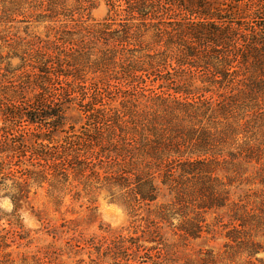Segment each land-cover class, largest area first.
Instances as JSON below:
<instances>
[{"label":"rangeland","instance_id":"rangeland-1","mask_svg":"<svg viewBox=\"0 0 264 264\" xmlns=\"http://www.w3.org/2000/svg\"><path fill=\"white\" fill-rule=\"evenodd\" d=\"M28 1L20 5L17 13L9 3L0 4V90H9L12 85L25 87L21 82L25 77L31 78L28 76L30 70L26 69V75L20 80L17 76L22 75L21 71L15 72L21 64V56L27 57L41 46H50L49 54L53 57L48 70L51 73L57 71V74L75 75L79 70L80 78H83L79 83L80 88L87 93L83 102L76 92L60 104L63 125L57 133H53V137L62 142L72 131L80 134L83 130L94 133L96 127L103 130L105 126H96L89 113L85 112V104L91 100L92 83L95 81L100 92L109 93L103 105L96 106V110L102 114L112 115L118 111L120 116L123 115L125 111L119 97L123 94L118 93L114 83L108 87L107 78L100 73L92 74L86 67L66 65L65 60L74 54V49L62 44L60 38L66 36L67 32H75L74 40L82 37L87 43L83 45L85 54H93L92 46L97 48V54L104 51L103 41L92 37L98 42L94 45L89 37L92 35L81 32V26L104 21L110 9V0H78L82 9L75 12L72 19L62 15L50 17L47 6L57 0ZM213 2L222 5L223 14H230L244 29L255 23L253 12L262 7L258 5V0ZM66 4L71 6L76 1L68 0ZM127 49L142 51L140 46L135 45ZM154 53L166 57L165 60L151 76H145V83H141L136 92H130V95L140 96L144 104L157 97L170 104L195 103L200 112H177L180 121L176 122V126H172L175 125L174 118L164 116L156 119L154 123L157 126L148 127L166 136L176 134L174 142L180 139L181 131L192 128L198 135L209 133L215 138V155L195 156L185 146H177L175 152L179 153L172 155L154 175L160 188L157 200L150 204L135 202L132 210L123 205L129 196H120L129 193L134 186L133 173L136 171L132 169H128L132 174L126 176L130 182L129 188L112 193L101 183L85 191L79 186L66 195L60 206L54 205L46 190H37L29 204L20 210L21 227H11L7 220L0 221V264H264V255H258L264 253V185L259 181L264 179V97L260 95L250 111L233 113L232 126L223 127L225 121L216 117L215 121L220 124L211 127L210 119L215 109L225 105L234 95L232 88L219 83L220 79L213 78L203 69L178 65L173 61L174 54L160 50ZM16 60L19 63H14ZM84 69L86 71L83 72ZM233 77L230 82H235ZM72 81L71 76L60 75L57 80L51 81L56 88L54 92L57 98H60L57 93ZM31 94L23 91V101H30ZM51 95L54 96L53 93ZM0 99H3L1 95ZM148 107L149 103L138 113L137 126H144L147 120L154 118L153 109ZM205 107H208L206 111ZM125 119L129 118L121 119L122 126H135ZM165 119L171 120V126L163 123ZM4 126L14 130L18 140V134H25L26 142L30 143L31 129L24 120H10L0 112V128ZM142 128H139V132ZM149 139L153 137L149 136ZM127 159L135 158L131 154ZM184 165H191L193 169L211 165L213 173L209 178L215 186L214 198L219 200V206L202 207L205 197L201 192L190 199L186 197L181 203L174 190L162 185L161 180L178 183L180 168ZM190 181L191 178L183 180L187 187L194 189ZM178 186L184 188L183 185ZM5 202L11 205L8 198H0V215L12 211V205L9 210ZM158 212L168 213V220L160 222ZM192 224L202 230L197 237L186 236L181 231ZM247 249L254 253L248 254ZM114 254H118L119 258H115Z\"/></svg>","mask_w":264,"mask_h":264},{"label":"trees","instance_id":"trees-1","mask_svg":"<svg viewBox=\"0 0 264 264\" xmlns=\"http://www.w3.org/2000/svg\"><path fill=\"white\" fill-rule=\"evenodd\" d=\"M24 1L28 0H0V4L9 3L17 13ZM67 1L57 0L49 4L46 10L50 17L62 15L72 19L75 12L82 9L78 0L71 6L66 4ZM259 4L262 7L253 12L255 23L244 29L230 14H223L222 5L213 0H110V9L104 21L81 26V32L92 35L89 37L94 45L98 42L92 37L103 41L104 51L97 54V48L92 46L93 54H85L83 45L87 43L82 37L74 40L72 37L76 35L75 32H67L60 41L74 49V54L67 56L66 65L86 67L92 74L100 73L107 78L108 87L114 83L118 93L123 94L119 97L125 112L120 116L118 111L112 115L97 111L96 106H102L109 93L100 92L94 81L91 85V100L85 104V112L89 113L92 123L105 126L104 129L96 127L94 133L83 130L80 134L72 131L62 142L53 137V133H57L63 125L60 104L76 92L82 102L86 99L87 93L79 85L83 78H80L79 70L77 75L57 74V71L51 73L48 70L53 57L49 54L50 46H41L27 57L21 56V64L15 72L21 71L22 75L17 77L20 80L26 75L25 70L29 69L28 76L31 78L22 80L23 88L12 85L9 90H0L3 97L0 99V112L10 120L22 119L26 122L31 129L30 143L26 142L25 134H18V140L14 130L5 126L0 128V198H8L12 205L11 213L1 214L0 221L7 220L11 227H21L20 210L29 204L32 194L37 190H46L55 206L62 205L66 195L79 186L85 191L101 183L109 192L123 191L130 187L126 176L132 172L128 169L136 171L133 173L134 186L129 193L120 196H129L123 205L132 210L135 202L150 204L157 200L160 188L154 175L172 155L179 153L175 152L177 146H185L195 156L215 155V138L209 133L198 135L192 128L181 131L180 139L174 142L176 134L166 136L148 127L157 126L154 123L156 119L164 116L174 118L175 125L172 126H176V122L180 121L177 112L199 113L197 104H170L162 98H152L147 103L148 108L155 113L154 118L147 120L144 126H137L136 117L147 103L144 104L140 96L130 95V92H136L139 85L145 83L144 77L151 76L165 60L166 57L155 55L154 52L167 51L176 55L173 61L178 65L203 69L213 78L220 79L219 83L232 88L234 95L225 105L215 109L210 119L211 127L219 126L220 123L215 121L218 117L225 121L223 127L232 126L235 118L233 113L250 111L258 97H264V0H258ZM132 45L140 46L142 51L128 50ZM59 75L71 76L73 81L57 93L60 97L57 98L54 92L56 88L51 81L57 80ZM232 77L235 82H230ZM23 91L32 93L27 103L23 101ZM207 109L204 108L205 111ZM125 117L129 118L125 121H131L135 126H122L121 119ZM163 123L171 126V120L165 119ZM141 127L142 131L139 132ZM149 136L153 139H149ZM131 154L135 159L128 160ZM189 166L180 168L178 183L161 180L162 185L174 190V195L181 203L186 197L190 199L195 193L201 192L205 197L202 207L219 206V200L214 198L215 186L209 178L213 173L211 165H201L195 169ZM184 178H191L190 183L195 188L187 187ZM259 181L264 185V179ZM157 215L160 222H166L169 218L165 212H158ZM238 221L244 225L242 220ZM181 231L190 237L202 233L194 224ZM246 252L254 253L248 249ZM114 255L119 258L118 254Z\"/></svg>","mask_w":264,"mask_h":264},{"label":"clouds","instance_id":"clouds-1","mask_svg":"<svg viewBox=\"0 0 264 264\" xmlns=\"http://www.w3.org/2000/svg\"><path fill=\"white\" fill-rule=\"evenodd\" d=\"M14 63H19L18 60L14 61ZM5 207L9 208V210L11 209V205L7 202H5ZM258 255H264V253L258 254Z\"/></svg>","mask_w":264,"mask_h":264}]
</instances>
